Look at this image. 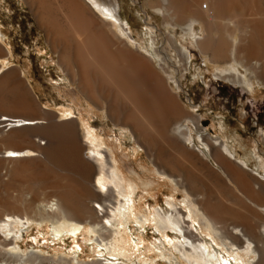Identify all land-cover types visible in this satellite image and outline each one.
Returning a JSON list of instances; mask_svg holds the SVG:
<instances>
[{
    "label": "rangeland",
    "instance_id": "1",
    "mask_svg": "<svg viewBox=\"0 0 264 264\" xmlns=\"http://www.w3.org/2000/svg\"><path fill=\"white\" fill-rule=\"evenodd\" d=\"M150 1L95 0L102 11L108 9L114 13L113 15H118L116 17L133 39L134 45L129 43L128 47L152 61L164 80L169 97L178 105L177 116L170 120L171 129L176 124L182 126L187 133L185 138L190 139V142L178 138L177 133L171 131L173 139L183 144L187 152L174 153L166 150L163 156L171 160L179 158L190 162L192 169H188L190 170L188 175L191 173L189 182L192 187H198L197 190L202 189L200 192L207 197L204 205L217 206L227 212L230 219L232 212L241 205L253 208L254 205L250 204L248 199L252 197L264 199L260 197L263 196L261 190L256 187V183L264 186V177H261L264 176V171L259 169V163L264 162V80L247 72L246 67L233 60L234 57H231L230 62L228 60L213 62L211 52L203 53L196 40H191L189 28L194 29L200 38L215 34L219 38V43H224L228 51L243 45L242 43H255L257 51L253 53L252 59L264 64V0H203L208 5L214 4L204 11L210 16H216L215 23L209 20L208 24L196 21L192 25L174 27L165 24V16L168 15L166 10L152 9L148 5ZM84 2L90 5L87 0ZM90 6L91 9L86 6L88 15L108 28L107 21L92 5ZM227 20L234 22L233 29L224 24ZM172 21L175 24L174 20ZM251 31L253 32L250 34ZM0 32L4 36L0 41V68H3L2 62L5 60L10 67L0 69L3 70L0 73V83L6 76H9L10 81L7 85H0V97L5 101L4 104H0V109L2 108L5 114L8 113L7 115L17 116L8 108L16 99H20L36 105V113L45 122L27 131L34 143L33 148L27 142L19 143L15 139L0 142V157L8 146L31 149L35 152L30 154L36 156L22 163L24 171L21 176L8 177V181L5 182L3 180L6 177L1 175L2 171L0 172V196L5 195L2 190L4 184H9L10 191L8 190L7 194L10 195L9 205L15 204L13 199L11 201L12 197H22L23 194L35 197L39 201L62 195L54 180V173L66 169V165L60 163L54 166L52 163H46L45 150L38 147V139L46 138L43 130L49 128L58 132L69 131L77 145L84 149L83 157L95 165L99 173L97 157L84 137L82 121L89 123L90 129L103 138L106 147L102 152L105 153L103 155L108 164L107 170L113 166L114 169L118 168L120 176L136 185L134 196H129L132 204L124 206L131 213L132 219L125 225L123 219L119 217V209L123 205L118 204L115 189L109 186L107 188L109 191L101 192L97 187L99 174L94 176L92 183L96 188L91 185L90 188L96 199L89 205L108 236L99 237L93 233V226L90 223L79 224L70 221L64 227V234L55 237L52 222H34L26 216H13L4 219H9L13 227L0 231V237L4 238V235L12 232L11 235L16 236L14 245L22 253H37L59 264L63 263L61 262L63 259L68 264H190L189 261L196 264L194 263L196 259L198 264H207L199 262V257L190 252V245L196 240V242L203 240V245L206 246L205 257L209 264H247L242 253V243L233 247L227 243L226 249L224 243L218 241L217 244L208 236L204 228V218L197 213L198 208L193 206L196 199L183 185L177 186L172 179L158 174L153 159L143 148L140 149L139 156L134 155V148L138 145L130 129H124L123 125L114 123L109 117L107 102L101 100L100 104H95L89 100L80 87L77 69L68 70L62 65L60 49L54 50L48 43L45 32L38 25L25 0H0ZM249 34L253 36L252 39ZM145 49L161 53L160 58L156 56L152 58L146 54ZM222 71L227 74L238 71L241 76L250 77L253 88L249 90L243 85L225 80ZM2 110L0 111L3 112ZM67 112L72 113L73 119L61 122L62 114ZM2 120L6 119L1 118L0 122ZM15 124L18 126V122ZM10 128L12 129L9 122L0 125V131L4 135H9L13 131ZM61 134L64 133L60 132ZM203 142L210 143L230 159L233 166L242 171L251 182L254 193H244L242 188L235 187L236 185L227 179L224 169H220L223 167L213 157L214 153L211 155L203 146ZM51 146L54 147L55 143ZM225 146L235 153V159L227 154ZM238 159L246 162L248 166L241 168ZM167 202L173 205L170 207ZM255 208L254 206L253 209L261 213ZM170 212L186 222H183L185 227L182 223L183 230L180 227V231L166 229L163 232L162 229L158 230V227L163 226L156 227L151 219L145 226L137 222L144 216L151 218L153 215L159 217L164 214L170 217ZM73 224L79 227L75 234L71 232ZM186 235L190 236V239ZM104 237L103 244H108L109 249L102 244ZM184 238L188 239L187 244L184 243ZM123 249L126 252L125 256L119 253ZM4 260L5 258L0 255V263Z\"/></svg>",
    "mask_w": 264,
    "mask_h": 264
},
{
    "label": "bare ground",
    "instance_id": "2",
    "mask_svg": "<svg viewBox=\"0 0 264 264\" xmlns=\"http://www.w3.org/2000/svg\"><path fill=\"white\" fill-rule=\"evenodd\" d=\"M87 1L107 21L108 28L100 25L88 15L86 6L90 9L91 6L84 2V0H25L32 10L38 25L45 32L48 43L52 45L54 50L60 49V62L62 65L68 70L77 69L80 75V87L89 100L95 104H100L101 100L107 102V111L114 123L123 125L124 129H130L135 143L138 145L134 148V155L139 156L141 148L146 150L157 166L158 174L172 179L177 186L183 185L186 191L195 197L196 200L193 206L198 208L196 210L197 213H200L204 218V228L213 241L217 244H219L218 241L224 243L226 249L225 244L227 243L231 247L242 243V253L247 264H263L264 199L247 198L250 200L249 203L258 208L261 213L254 210V206L251 208L248 205H241L237 210L232 212L230 219L228 218L229 214L220 210L217 206H211L213 207L211 208L204 205L207 197L200 192L202 189L197 190L196 188L198 187H192L189 182L191 173L188 175V172L192 169L191 163L183 159L174 158L171 160L163 156L166 150L174 153H179L180 151L187 152L183 144L178 143L177 139H173L171 131H175L178 138H183L185 142H190V139L187 140L185 138L187 137V133L183 130L182 126L176 124L171 129L170 120L177 116L179 108L176 101L169 97L163 78L149 58L137 51H132L128 47L129 43L133 44V39L118 17H116L118 15H113L114 13L112 14L111 10L108 9L102 11L100 8V10L95 0ZM148 5L152 9H165L168 14L165 16V24L171 27L176 25H192L196 21H203L208 24L207 20H209L215 23L217 20L216 16H210L204 11L207 7H212L214 4L210 3L208 5L203 0H151ZM172 20H174L175 24H173ZM224 24L231 29L235 27L232 20L224 21ZM189 32L191 33V40H196L197 46L203 53L211 52L213 62H224L226 60L230 62L231 57H234L233 60L246 67L247 72L252 73L256 78H263L264 80V64L252 59L253 53L257 51L255 43H242L243 45H239L228 51L224 43H219V38L213 33L209 34L206 38H200L194 32V29L189 28ZM247 37L248 41H250L249 36ZM3 39L4 36L0 32V41ZM118 41L121 43H117ZM122 44H124L123 47H120ZM144 51L146 54L151 55L152 58L153 56L160 58L161 53H157L152 49L151 52L148 49ZM8 65L5 60L2 62L3 68L1 67L0 69L4 70L5 67L10 68ZM160 68L163 69L161 65ZM221 73H223L224 79L229 82L243 85L249 90L253 88V84L249 79L250 77L241 76L238 71L234 74H227L224 71ZM8 81L9 76L3 77L0 85H7L10 82ZM143 87L145 88L144 91L142 90ZM4 102L2 97H0V104H4ZM9 106L11 107L8 110L17 116L7 115L8 113L5 114L2 108L0 109L3 111H0V119H6L2 120L0 125L9 122V125L12 127L10 129L13 130L9 135H4L0 131V142L15 139L19 143L27 142L33 148L34 143L31 141L27 131L45 123L36 113V105L16 99ZM71 115V112L62 114L61 122L73 119ZM15 122H18V126ZM82 123L84 137L87 139L93 154L97 157L96 162L99 166V173L96 171L95 165L93 166L83 157L82 153L84 149L77 145L69 131L63 132L59 130L64 133L60 135V132L56 129L49 128L43 130L46 138L38 139V147L44 148L46 163H52L54 166L60 163L66 165V169L54 173V180H56L57 188L62 192V195L39 201L35 197L24 196L23 194L22 197H12L11 201L14 200L15 204L9 205L8 200L10 199V195H7L9 193V184L2 185V190L6 196H0V231L10 230L13 227V223L8 218V220H4L6 217L26 216L34 222H52L54 226L53 235L55 237L64 234V227L70 221L79 224L90 223L93 226V233L99 235V237L105 236L107 232L99 225V219H96L95 213L89 205L96 199V195L90 188V185L96 188L92 182L94 176L98 174L97 187L101 192L108 190L109 186L115 189L118 204L123 205V207L119 206L121 208L119 209V217L123 219L124 224L126 225L132 220L131 213L124 206H128L130 203L131 199L129 196H134L135 194V183L131 180H125L120 176V170L118 168L114 169V166L109 171L107 170L108 164L105 161L106 157L104 159L103 155L105 153L102 152L106 147L103 138L97 136L90 129L89 123L85 121H82ZM41 141L44 142L40 144ZM52 143H55L54 147L51 146ZM202 144L211 155L214 153L213 157L223 167L220 169H224L227 179L229 178V181L236 185L235 187L242 188V192L244 193H252L254 191H252V184L246 175L235 168L230 159L225 157L220 150L212 147L210 143L203 142ZM225 151L235 159V153L230 151L227 146H225ZM33 152L35 151L31 149H17L9 146L4 149L0 157V169H2L0 172L2 171L1 175L6 177L3 181H8V177L22 174L24 171L22 163L35 158L36 156L30 154ZM239 163L242 166L241 168L248 166L243 160H239ZM259 169L264 171V162L259 163ZM258 174L261 175L260 173ZM256 187L263 194L260 197H264V186L256 183ZM167 204L170 207L173 205L171 202H167ZM170 213V217L164 216V214L159 217L153 215L151 218L144 216L142 217L144 221L140 219L137 222L141 226H145L148 220H152L156 227L159 225L163 226V228L158 227V230L162 229L161 231L163 232L166 229L179 230L180 227L183 230L185 227L184 223L186 222L183 219L180 220V216L178 217L172 212ZM233 214L236 216L234 217ZM182 216L185 217V215ZM182 223L184 227H182ZM71 228L73 234L79 231V227L75 224ZM11 233L4 235V238L0 237V255L5 258L4 262L0 264H37V262L38 264H43L44 262L59 264L55 260L46 259L37 253H22L14 245L13 241L16 239V236L11 235ZM215 235L218 237H215ZM186 236L190 239V236ZM240 237L244 239L243 242ZM187 238H184V243L186 244L188 243ZM196 241L191 243L190 252L195 253L199 257V262L209 264V260L205 257L206 246L204 247L203 240ZM104 242L105 237L102 240V244ZM103 246L109 249L108 244H103ZM183 252L182 254H184ZM119 253H122L121 255L123 256L126 255L125 249ZM196 260L194 263L198 264ZM61 262H63L61 264H68L64 259ZM188 263L191 264L192 262L189 261Z\"/></svg>",
    "mask_w": 264,
    "mask_h": 264
},
{
    "label": "flooded vegetation",
    "instance_id": "3",
    "mask_svg": "<svg viewBox=\"0 0 264 264\" xmlns=\"http://www.w3.org/2000/svg\"><path fill=\"white\" fill-rule=\"evenodd\" d=\"M2 36H3V34H2Z\"/></svg>",
    "mask_w": 264,
    "mask_h": 264
}]
</instances>
